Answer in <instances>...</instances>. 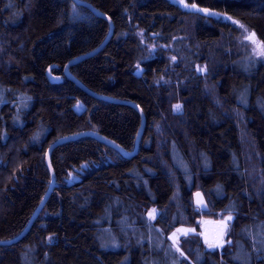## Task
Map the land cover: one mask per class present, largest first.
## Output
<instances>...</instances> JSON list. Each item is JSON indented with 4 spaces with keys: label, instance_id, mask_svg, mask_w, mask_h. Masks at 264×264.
<instances>
[{
    "label": "trees",
    "instance_id": "1",
    "mask_svg": "<svg viewBox=\"0 0 264 264\" xmlns=\"http://www.w3.org/2000/svg\"><path fill=\"white\" fill-rule=\"evenodd\" d=\"M86 1L112 34L69 71L136 103L142 134L121 152L135 149L138 110L64 74L107 19L73 0H0V240L49 188L54 140L94 131L116 144L84 135L50 152L51 193L0 244V264H264V0ZM225 215L226 241L208 249L199 221ZM180 225L194 230L176 248Z\"/></svg>",
    "mask_w": 264,
    "mask_h": 264
},
{
    "label": "water",
    "instance_id": "2",
    "mask_svg": "<svg viewBox=\"0 0 264 264\" xmlns=\"http://www.w3.org/2000/svg\"><path fill=\"white\" fill-rule=\"evenodd\" d=\"M73 1L76 2L77 4L86 6L91 11H93L96 15L104 17L105 19H107L108 22H109L110 29H109V33H108L106 39L99 46H97L93 50H90V51H88L86 53L78 55L77 57H74L73 59L68 61L66 63V65H65V67H64V74L66 75V77L68 79H70L72 82H74L76 85H78L82 90H84L89 95H92L93 97H95L97 99H104V100H108L110 102L128 104V105H131L135 109L138 110L139 114L141 115V119H142L141 122L142 123H141V127L139 129V132L137 134V138H136V142H135V149L132 152H125L123 149L118 148L121 152H124L127 155L134 154L136 152V149H137V146H138V142H139V139H140L141 134H142L143 125H144V122H145V118H144L143 111L141 110V108L136 103H134L132 101L121 100V99H118V98L109 97V96H106L104 94H100V93L94 92L93 90L89 89L85 84H83L79 79H77L75 76H73L71 74V72L69 71V66L71 64H74L76 61H79V60H81L83 58L90 57V56L94 55L95 53H97L105 45V43L107 42L108 38L111 36L112 29H113V24H112V21L110 20V18L107 17L102 12H100L99 9L95 8L91 3H89L86 0H73ZM47 77L52 82H57L60 79L58 76L52 75L49 72L47 73ZM84 135H90V136L96 137L100 141L104 142L105 144L116 146V144H115V142L113 140H111V139H109L107 137H104L101 134H99L97 132H94V131H80V132L72 133L70 135H65V136L59 137L56 140H54L47 147L46 153H45L46 154L45 155L46 163H47L49 171L51 173V184H50L49 188L47 189L46 193L44 194L43 198L39 202L38 206L35 208V210L33 211L32 215L30 216L29 221H28L26 227L24 228V230L19 235H17L16 237H14V238H12L10 240H0V244H12V243L17 242L26 233V231L31 227L34 219L36 218V216L39 214V212L43 208L48 196L51 193V190H52L54 182H55V176H54V172H53V169H52V166H51V162H50V158H49L50 152L54 148H56L58 145H60L62 142H65V141H68V140H72V139H75V138H78V137H81V136H84ZM197 194H199V195H197ZM193 205H194L195 210L204 211V210L208 209L209 206H208L207 200H206V198H205V196H204V194H203V192L201 190L194 191V193H193Z\"/></svg>",
    "mask_w": 264,
    "mask_h": 264
},
{
    "label": "rangeland",
    "instance_id": "3",
    "mask_svg": "<svg viewBox=\"0 0 264 264\" xmlns=\"http://www.w3.org/2000/svg\"><path fill=\"white\" fill-rule=\"evenodd\" d=\"M76 109L80 110L83 108V104L81 102H77ZM154 210V211H153ZM151 213V215H150ZM158 209L155 207H151L147 211V216L150 219H154L158 214ZM231 217V219H229ZM232 220V215H225L219 218H206L200 219L199 223L201 225V235L203 237L204 242L206 243V247L208 249H215L220 247L226 241L227 234L230 230V224ZM194 229L189 226L180 225L172 229L169 233V239L172 244L178 248L179 239L181 236H184ZM209 245H212L211 247Z\"/></svg>",
    "mask_w": 264,
    "mask_h": 264
},
{
    "label": "snow or ice",
    "instance_id": "4",
    "mask_svg": "<svg viewBox=\"0 0 264 264\" xmlns=\"http://www.w3.org/2000/svg\"><path fill=\"white\" fill-rule=\"evenodd\" d=\"M185 6L187 7L188 5H185ZM192 7H195V5H192ZM200 10L201 11H207L205 9H200ZM253 38H254V34H253V36H249L248 37V39H253ZM257 54L264 55V49H262L261 51H259ZM175 107H176L177 110H179L181 106L180 105H176ZM197 195H199V194H197ZM150 215H151V213H150ZM229 219H231V217H229ZM209 246L211 247L212 245H209Z\"/></svg>",
    "mask_w": 264,
    "mask_h": 264
}]
</instances>
